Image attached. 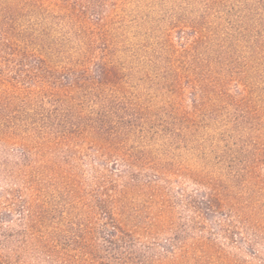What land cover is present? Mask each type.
Wrapping results in <instances>:
<instances>
[{
  "label": "rangeland",
  "instance_id": "obj_1",
  "mask_svg": "<svg viewBox=\"0 0 264 264\" xmlns=\"http://www.w3.org/2000/svg\"><path fill=\"white\" fill-rule=\"evenodd\" d=\"M0 264H264V0H0Z\"/></svg>",
  "mask_w": 264,
  "mask_h": 264
}]
</instances>
